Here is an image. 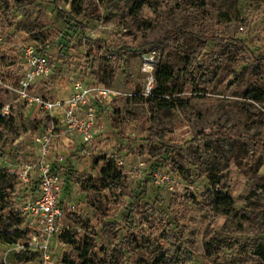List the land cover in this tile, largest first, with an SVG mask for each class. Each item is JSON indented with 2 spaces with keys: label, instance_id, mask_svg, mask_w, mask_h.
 Instances as JSON below:
<instances>
[{
  "label": "rangeland",
  "instance_id": "374dc122",
  "mask_svg": "<svg viewBox=\"0 0 264 264\" xmlns=\"http://www.w3.org/2000/svg\"><path fill=\"white\" fill-rule=\"evenodd\" d=\"M53 1L1 0L0 100L12 107L16 126L0 142V167L23 174L36 160L33 134L51 122L19 97L27 46L45 51L53 67L52 78L38 79L29 94L65 102L74 82L94 89L87 107L101 132L91 142L67 136L52 147L64 174L61 225L76 244L54 240L47 258L35 252L36 259L24 263L17 254L29 250L26 237L0 242V264H85L77 250L85 236L96 241L93 264H150L141 259L155 247L136 246L131 235L156 240L167 222L182 227L194 255L190 264H261L237 229L243 215L251 216L264 238V0ZM58 9L66 17L57 16ZM31 33L44 34V44L38 47ZM187 56L193 59L189 69ZM159 65L176 73L173 93L161 99L153 95ZM98 89L110 97L98 96ZM219 128L222 136L207 141L206 151L189 143L198 132L213 135ZM161 131L166 136L153 141ZM165 146L171 159L157 163ZM101 155L124 171L118 202L82 189L85 179L99 178L93 160ZM213 167L221 178L214 187L206 174ZM29 170L26 182H15L16 193L6 192L25 219L23 207L37 180L36 170ZM10 180L0 182V192ZM225 184L233 206L214 211L209 201ZM6 212H0V224L8 229ZM113 222L120 224L116 242L107 224Z\"/></svg>",
  "mask_w": 264,
  "mask_h": 264
},
{
  "label": "trees",
  "instance_id": "16d2710c",
  "mask_svg": "<svg viewBox=\"0 0 264 264\" xmlns=\"http://www.w3.org/2000/svg\"><path fill=\"white\" fill-rule=\"evenodd\" d=\"M58 0H54L53 3L57 2ZM64 2L68 3L71 2V5H75L79 0H63ZM0 6L1 0H0ZM140 6H142V3H138L137 5H134L133 12L137 11ZM57 16H60L62 18L66 17L65 11L62 9H58ZM77 26V25H75ZM184 35V33H181ZM177 35V33H176ZM181 38L182 35L178 34ZM32 39L38 44V47L41 46V44H44L45 35L42 34V36H37V34L31 33ZM206 46V45H205ZM205 46H203L201 49H199V52L196 54H200L201 51L205 50ZM43 50V49H41ZM193 59L190 56L186 57V68L193 66ZM175 74L172 70H170L165 65H159L155 72V88L153 90V95L157 98H163L164 96L170 95L173 93V85L172 81L175 77ZM261 95L255 94L254 98L258 99ZM3 103L0 100V109L2 108ZM15 126L16 121L12 116L8 117H2L0 116V142L6 138L7 136L13 135L15 133ZM222 129L219 128V132L215 133L213 135H206L202 131L198 132L196 134V137H193L192 139H189V143L193 144L194 147L199 149L207 150L206 142L222 136ZM166 131L156 132L153 133L151 138L153 141L158 142L159 139L166 136ZM243 136V135H242ZM245 137V136H243ZM251 138V137H250ZM150 139V137H149ZM151 139V140H152ZM200 141H202V145L200 144ZM152 157L154 155H151ZM172 156V150L168 148V146H165L163 149L162 159H160L158 162H166L171 159ZM157 160V159H156ZM94 168L98 170L99 172V178L94 179L91 181L90 179H85L82 182V189L84 191H94V192H100L105 193V195L108 197L110 201H116L120 199L121 195V187L124 180V171L123 169L117 165V163L105 156L101 155L99 157H96L93 160ZM57 163L54 164V169H57ZM157 166V165H153ZM160 166V165H158ZM161 167H166V164H162ZM58 170V169H57ZM206 174H208V179L212 187L216 185H220L221 178L215 176V167L212 169H206ZM11 179L9 183L5 187V191L0 192V212L1 211H7L6 212V218L10 222L9 225L6 226L0 224V242L6 243V244H15L17 243L21 238L26 237L29 235V228L25 227V216L22 215V212L19 209H14L13 204L11 203V200L7 199V194H14L16 193V186L15 182L19 179V176L17 173L10 172L7 168H1L0 167V182H5L6 179ZM151 181V179H148V181ZM64 185V184H63ZM228 189V186L225 184L223 185L222 189H216L214 191L215 198L211 201H209V205L211 208L216 211V209H223L226 210L227 208H230L233 206V198L226 192ZM38 191V180H34L33 187L30 188V198L35 196ZM1 220V219H0ZM242 225L240 228L237 229V233L241 236H244L247 238L248 241V252L249 255H251L253 258L260 261L261 264H264V238L260 237V232L256 230L258 229V225H255L253 218L251 216L243 215L242 216ZM132 223V221H127ZM109 227L112 229V239L116 242L117 236L116 231L120 229V224L118 223H107ZM14 228V229H13ZM181 230V231H179ZM183 230L182 227H180L178 224H175L174 227H172L168 222L164 224V229L160 232V235L158 239L156 240H146L145 236H140L137 234L132 233V240L130 241L132 244L141 243H148L151 246H154L155 249L147 254L146 259H141L142 263H145L147 260L150 264H190L194 261V255L193 252L190 251V249L186 246L184 239H183ZM264 232V231H262ZM60 240L64 244H68L70 246L75 245L76 242L73 239V235L70 233V231L65 230L60 236ZM96 241L95 238L91 236H85L81 239L79 245L77 246V250L80 253V257L85 259V264H93V260H91V257H93V250L96 248ZM116 246H119L118 243ZM118 250L122 252V249L118 247ZM209 250V249H208ZM36 254L33 251L27 250L22 251L19 254H17V260L19 262H30L36 259Z\"/></svg>",
  "mask_w": 264,
  "mask_h": 264
},
{
  "label": "built area",
  "instance_id": "2783aa9c",
  "mask_svg": "<svg viewBox=\"0 0 264 264\" xmlns=\"http://www.w3.org/2000/svg\"><path fill=\"white\" fill-rule=\"evenodd\" d=\"M39 52L35 46H27L24 51L23 73L19 83V97L22 103L29 102L34 108H40L50 118V125L40 126L39 133L33 134V143L38 145L35 150L36 160L32 166H28L19 179L27 181L29 169L36 170L38 191L35 196L27 200L23 207L26 213V225L30 232L27 236L29 250L44 253L47 258L54 240L60 239L63 233L61 222L64 218L65 203L61 199L64 184V174L61 170L54 169V164L62 158L52 153V147L56 138L80 136L84 142H91L101 132V127L96 118V113L91 107H87L89 96L95 92L82 83L74 82L71 87L70 97L65 101L43 100L40 96H31L29 91L38 84V79L50 80L53 76V67L49 59ZM1 81V80H0ZM153 78L146 84V93L152 89ZM98 96L110 97L105 89H98ZM20 101V99H18ZM0 116L14 118L12 107L3 105ZM30 140L31 137H30Z\"/></svg>",
  "mask_w": 264,
  "mask_h": 264
},
{
  "label": "crops",
  "instance_id": "0c3cea01",
  "mask_svg": "<svg viewBox=\"0 0 264 264\" xmlns=\"http://www.w3.org/2000/svg\"><path fill=\"white\" fill-rule=\"evenodd\" d=\"M61 100H63V99H61ZM62 139H64V138H59V139L56 138L55 141H54V146L57 145V144H59L60 142H62L63 141Z\"/></svg>",
  "mask_w": 264,
  "mask_h": 264
}]
</instances>
